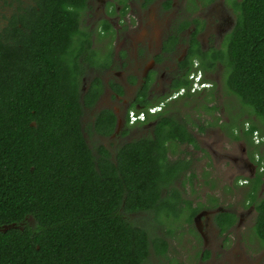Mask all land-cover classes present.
Returning a JSON list of instances; mask_svg holds the SVG:
<instances>
[{
    "label": "trees",
    "instance_id": "obj_1",
    "mask_svg": "<svg viewBox=\"0 0 264 264\" xmlns=\"http://www.w3.org/2000/svg\"><path fill=\"white\" fill-rule=\"evenodd\" d=\"M233 1L237 14L232 32L200 68L211 70L216 60L221 62L225 90L257 118L258 123L245 119L250 122L247 130L242 122L243 137L263 154L264 141L255 144L252 134L257 130L264 135V0ZM85 2L35 0L24 8L25 14L13 15L11 20L19 24L5 28L0 37V264H147L150 248L166 257L168 242L150 236L128 215L153 211L166 227L162 213L170 214L167 208L184 201L192 211L191 221L200 209L174 187L194 173L192 159L171 153L180 144L199 148L189 130L193 125L177 117V107L174 113L155 115L151 129L119 144L114 154L102 143L89 146L85 134L110 136L116 116L104 108L91 122L82 123L84 109L92 108L103 91L99 76L82 91L83 77L90 68L108 67L110 58L109 50L89 49L90 34L80 28ZM101 28L100 37L112 36L110 23L102 21ZM197 45L191 52L201 55ZM188 72L174 80L175 89H190ZM108 84L122 93L114 82ZM144 91L146 109L153 103L145 100ZM193 95L188 91L183 104ZM202 97L208 103L199 104L214 111L215 104H209L214 88ZM131 109L125 126H134L127 117ZM207 125L212 122L206 120L199 132ZM238 125L234 120L232 128ZM231 138L240 136L232 130ZM263 176L264 171H257L250 178L244 204L254 207L252 228L264 245ZM215 220L223 232L235 215L221 210Z\"/></svg>",
    "mask_w": 264,
    "mask_h": 264
},
{
    "label": "flooded vegetation",
    "instance_id": "obj_2",
    "mask_svg": "<svg viewBox=\"0 0 264 264\" xmlns=\"http://www.w3.org/2000/svg\"><path fill=\"white\" fill-rule=\"evenodd\" d=\"M233 2V0H86L85 7L80 10V28L90 34V50L93 49V42L96 36L94 32L90 30V27L87 26L89 21L84 24V20L91 9V3L96 4L95 13L94 16L88 17L89 19L99 21L100 25L102 21H107L111 26L116 23L120 28L127 23L128 27H137V23L139 24L142 22L143 24L144 21L146 22L143 24L144 27L149 28L147 29L149 32H142L138 35H133L126 29L120 30V33L116 32L120 53V72H115V81L113 82L120 87L122 93L117 94L107 83V90L111 91L116 101V104L111 107V110L116 116V127L114 133L110 136H98L101 138L120 137V134L117 135L120 131V127L124 129L136 127L144 131H146V129H151L157 120L155 115L162 111L166 112L168 110L169 112V102L177 103L178 100L183 99L188 91L192 94H197L214 88L222 73L221 62L216 60L214 68L211 70L203 71L200 67L205 66L211 59V56L216 55L215 49H222L227 36L232 32L236 23L237 14ZM29 4H35V0H0V37L3 36L5 28H11V25L14 23L19 24L18 21H13L11 19L13 15L21 16V14H25L24 8ZM154 6L162 10V15H159V19L156 20L157 22L159 21L158 25L160 26L156 33H152V28L155 26V31L157 28L155 23L152 24V22H156L152 19V16L149 18H144L142 16V13L150 14ZM134 11H136V14L132 15ZM115 12L118 15H116L114 19L113 16L108 15ZM180 25H184V27L178 31L177 27ZM182 35L184 37H182ZM173 36L176 37L175 40L172 39ZM104 39H108V37L106 36ZM181 41L182 43H180ZM195 43H198L196 47L200 49L201 55H195L191 52ZM99 50L101 53H106L109 49L103 46V48ZM126 57H128L127 61H125ZM194 70L201 72V79L207 82L208 86L195 91H191V89L188 90L186 87H181L185 88L184 91L177 97L171 98L175 92L181 89H175L173 86L174 80L178 76L185 75L189 71L187 77L190 84H192V80L189 76ZM211 77H213V79H210ZM100 78L103 83L105 76H100ZM146 84V90L144 91L143 88ZM217 89H219V86H217ZM143 91L145 92V100L153 103L152 105H159L161 103V109L156 113L148 114L141 124L134 123L132 127L125 126V117L128 109H144L145 103L141 95ZM101 95L97 100L98 102ZM216 95L217 92L214 96ZM237 109H240L237 113L243 114V128L247 130L250 122L245 119L249 116L251 117V114L248 115L240 105L237 106ZM227 113L226 121L224 122L225 128L218 127L219 130H222L230 138L233 130L234 134L240 136V139L232 138L234 141L239 142L243 140L245 144L248 143L250 146L249 149L246 147L242 148L243 150L239 155L232 156V160L238 165L240 173L245 171L248 173V178L245 179H241L238 176L235 177L233 186L246 184L245 187L247 189L250 185V178L253 179L257 173L254 162L250 161V156L253 154L252 152L260 154V149L256 152L255 146L250 144L248 140L243 137L242 123L238 125V128L234 127L231 130L228 129L230 124L234 121L233 117L235 116L233 115L237 113L233 111L230 112L229 106ZM263 188L264 176L261 184V189ZM258 194H260V192ZM246 206H249V208L245 214H236L233 212L235 221L232 226L228 227L223 232H221V228L215 220V216L218 212L221 210L227 211L221 207H217L213 212L200 208L194 214L192 220L195 224L199 225L198 221L202 219V216L203 218L212 216L214 218V220H212L214 223L213 225L217 228V231L225 234L235 225L240 224L242 221L244 222L248 215L254 213L253 205ZM197 229L203 238H205L204 232L201 230L200 226H197ZM204 243H206V238L204 239ZM218 247L222 250L223 260L217 261L212 257L210 260L204 261V259L200 257L199 264H254L253 261L250 263L247 260L244 261L243 259H239L244 258L246 255L245 250L242 252L238 250L237 247L227 249V246L222 242ZM203 252L204 251L201 252V256ZM233 253L236 258V262L234 263L230 259Z\"/></svg>",
    "mask_w": 264,
    "mask_h": 264
},
{
    "label": "rangeland",
    "instance_id": "obj_3",
    "mask_svg": "<svg viewBox=\"0 0 264 264\" xmlns=\"http://www.w3.org/2000/svg\"><path fill=\"white\" fill-rule=\"evenodd\" d=\"M95 6V3H91V11L89 10L86 15L84 24L89 21L87 26L90 27V30H92L96 36L92 48L99 50L102 49L103 46L105 48L107 47L110 51V58L107 59L108 68L90 69L83 77L81 90L85 91L93 77L105 76L103 93L99 102L97 101L90 109H84L82 123L85 124L91 122L95 113L100 109H111V107L116 104L111 91L107 90V83L115 81V72H120V53L116 32L120 33V30L122 29L128 30L133 35H138L142 32H149V30H147L149 28L144 27L143 25L146 23L144 21L143 24L142 22L139 24L137 23V27H128L127 23L120 28L115 23L113 25L114 27L111 26V29L113 30V34L110 36L111 41L109 40V36H107L108 39H104V37L98 35V33L102 31L100 22L95 21L94 19H89L88 17L94 16ZM161 11L162 10H159V7L154 6L150 14L142 13V16L144 18L152 16V19L156 21L159 19V15H162ZM133 14H136V11H134L132 15ZM108 15L113 16L114 19L118 14L115 12ZM153 23L157 25V28L155 31L154 26L152 28V33H156L160 28L158 25L159 21L152 22V24ZM182 37L184 36L182 35ZM180 43H182V41ZM127 60L128 57H126L125 61ZM210 79H213V77ZM217 86H219V89H217ZM216 92L217 95L214 97V100L209 103H213L216 106V109L212 112H208L205 106H202L208 103L204 100V97H202L208 93V90L191 96V98L187 100V105L183 104L184 98L178 100L177 103L169 102L170 113H174V108L177 107V117L188 119V121L191 122L190 124L193 126L190 127L191 129L189 130L199 143L198 149H194L187 144L177 145L175 153H171V157L184 156L192 159V171L194 173L193 177H184L182 182L180 179L176 181L174 187L179 189L182 199L191 201V204L195 207L198 206L201 209L210 212L215 211L217 207H221L236 214H245L249 208V206L244 204L246 203L244 201L246 184L239 186L235 185V187L233 185L235 183V177L238 176L241 179H245L248 178V173L246 171L240 173L238 165L232 160V156L239 155L243 150L242 148L246 147L249 149L250 146L248 143L245 144L243 140L239 142L234 141L218 128L226 121L228 106L230 112L233 111L234 113H237L240 110L237 109V106L240 103H238L239 101L234 95L227 93L225 90L222 73L220 74L218 83L214 86V94ZM184 97L187 98V96ZM192 100H196L195 103H193ZM199 103H202V105ZM241 107L244 110L246 109L245 111L249 110L244 106ZM166 112H168V110ZM233 116H235L233 117V120H235L237 124L242 123L243 114L241 115L240 113H237ZM250 119L257 122V118L253 114ZM206 120L212 122V125L205 126L204 130L199 132L197 128L206 124ZM232 125L228 127L229 130L232 129ZM124 130L123 127H120V137L114 136L101 138L97 134H85V136L91 148H94L98 143H102L107 146L112 154H114L116 147L119 144L134 140L146 133L144 130H140L136 127L130 128L128 134H123L122 131ZM259 149L260 147H258V150ZM213 198L216 200L212 201ZM166 211L170 214L165 216L164 211L162 217L166 227L171 229L170 233L166 231L165 226H160L159 220L155 219L153 216V211L128 215V217L137 224L145 226L148 229L147 231L150 236H163L168 242L166 257L157 255L153 248H150V255L147 264H199L200 257L204 259V261L210 260L212 257L217 261H221L223 260L222 250L218 247L221 242L227 246V249L237 247V249L242 252L245 250L246 255L244 258L239 259H243L244 261L247 260L250 263L253 261L254 264H264V246L254 234L252 228L255 211L254 213H251V215H248L244 222L242 221L240 224L235 225L225 234L217 231V228L213 225L214 223L212 220H214V218L212 216L209 218H203L202 216V219H199L198 221L199 225L195 224L193 220H187L191 218L192 211L189 209V205L186 207L184 201H181L179 205L173 209L167 208ZM197 226H200L201 230L204 232L206 243H204L205 238L199 233ZM202 251L204 252L201 256ZM234 255L235 254L233 253L230 258L233 263L236 262Z\"/></svg>",
    "mask_w": 264,
    "mask_h": 264
},
{
    "label": "built area",
    "instance_id": "obj_4",
    "mask_svg": "<svg viewBox=\"0 0 264 264\" xmlns=\"http://www.w3.org/2000/svg\"><path fill=\"white\" fill-rule=\"evenodd\" d=\"M189 78L192 80V84L190 85L191 91L202 89L203 87L208 86L207 82L202 81L201 72L196 71L191 73ZM185 88H181L179 91L175 92L171 98L177 97L184 91ZM162 104L159 105H151L146 109L134 110L131 109L128 111V122L130 124H134L139 121H144L148 114L156 113L161 109ZM252 139L255 144H260L264 141V135H261L259 131L254 130L252 134ZM254 164L257 171H264V153L263 154H255L254 155Z\"/></svg>",
    "mask_w": 264,
    "mask_h": 264
},
{
    "label": "water",
    "instance_id": "obj_5",
    "mask_svg": "<svg viewBox=\"0 0 264 264\" xmlns=\"http://www.w3.org/2000/svg\"><path fill=\"white\" fill-rule=\"evenodd\" d=\"M8 228V226H5L4 228H3V230H6Z\"/></svg>",
    "mask_w": 264,
    "mask_h": 264
},
{
    "label": "clouds",
    "instance_id": "obj_6",
    "mask_svg": "<svg viewBox=\"0 0 264 264\" xmlns=\"http://www.w3.org/2000/svg\"><path fill=\"white\" fill-rule=\"evenodd\" d=\"M193 72H196V70H194ZM193 72H192V73H193ZM190 85H191V84H190Z\"/></svg>",
    "mask_w": 264,
    "mask_h": 264
}]
</instances>
